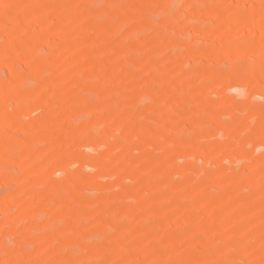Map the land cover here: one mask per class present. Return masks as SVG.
Here are the masks:
<instances>
[{
    "label": "rangeland",
    "instance_id": "rangeland-1",
    "mask_svg": "<svg viewBox=\"0 0 264 264\" xmlns=\"http://www.w3.org/2000/svg\"><path fill=\"white\" fill-rule=\"evenodd\" d=\"M0 264H264V0H0Z\"/></svg>",
    "mask_w": 264,
    "mask_h": 264
}]
</instances>
